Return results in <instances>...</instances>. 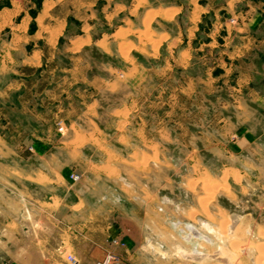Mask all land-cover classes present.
<instances>
[{"label":"crops","instance_id":"obj_1","mask_svg":"<svg viewBox=\"0 0 264 264\" xmlns=\"http://www.w3.org/2000/svg\"><path fill=\"white\" fill-rule=\"evenodd\" d=\"M135 50L159 60L161 93L167 83L154 135L144 101L142 110L112 106L101 120L100 96L149 70ZM163 138L185 141L196 173L186 186L207 176L245 187L246 175L264 170V0H0V264H67L66 254L96 264L119 241L125 264L152 207L172 203L160 189ZM203 149L224 159L217 180ZM147 155L159 159L149 162L159 168L152 183L122 173ZM235 215L230 235L245 219Z\"/></svg>","mask_w":264,"mask_h":264},{"label":"rangeland","instance_id":"obj_2","mask_svg":"<svg viewBox=\"0 0 264 264\" xmlns=\"http://www.w3.org/2000/svg\"><path fill=\"white\" fill-rule=\"evenodd\" d=\"M231 20L234 21L235 18L231 17ZM110 27L111 26H108V28ZM153 27L158 28L161 26L158 23H154ZM165 27L166 29H173L172 24H167ZM155 48L154 51L157 52V47L155 46ZM88 54L98 61L108 59L104 53L97 49H90ZM133 54L135 61L142 65L145 64L149 67V70L146 74L136 73L134 76H131L128 81L124 78L120 83V90H118V92L108 91L100 96L104 107L102 109L101 120L103 121L104 119L106 121L108 119L106 116V110L112 106H119L129 100L138 105V110H142L141 108H143L142 105L144 101V103H150L145 105L147 110L144 113L146 127L149 133L154 135L158 126L159 109L157 103H159L160 100H163L164 102L168 101L166 98L168 93L165 88L167 83L165 82V79H163L164 90L161 93L159 78L160 63L158 59H144L139 56L136 50ZM111 58L115 59L114 57ZM166 109L169 108H163V110ZM199 114H202V112L200 111ZM140 115L142 114L140 113ZM137 118L140 120L139 117H135V119ZM57 127L61 135L66 133L64 124L58 123ZM167 127L168 131L170 130L174 134L173 126L167 124ZM199 128L200 130L203 129L201 126H199ZM186 137L185 132H179V138L185 140L187 139ZM160 147L162 151L161 153L166 156V158L164 156L166 160H164L161 165L160 173L158 172L161 177L160 183L163 185L161 186L162 188H160L161 194L165 193L170 197L172 203L166 205L161 204V206L164 207V211L161 212H158L156 208L154 209V207H152L150 212V227L146 231L147 234H144L142 237V235L134 233L131 236L133 239L132 241L134 242L130 245V254L127 256L128 260L125 264H264V188H261L257 184L264 183V170L246 175V178L243 180V185L245 187H241L237 182L234 183L233 181L228 184L226 177V181L223 182L224 185H222V183L214 181L207 176H200L198 179L194 178L193 181L197 182H193V185L189 184L186 186L183 185L182 182L187 178L196 176V173H193L190 170V164H187L190 157H188L189 160L186 158V151H188V148L185 146V141L163 138ZM209 154L208 151L203 149L201 150V156L199 158L200 161H202V164L208 167L210 174L217 180L220 175L218 169L224 159L223 157ZM225 160L227 163L234 162V160L230 158H226ZM150 161L159 162L158 156L147 155L140 164H136L135 166L125 164L126 167L122 166L121 171L132 179L147 182L150 181V183H152L153 179L149 180V178L154 175V173L157 174L159 168H155L152 165L151 167L153 170L150 169ZM195 167H197V165ZM16 177L18 178L19 176L16 175ZM12 179H14V177H12ZM218 180L221 181L220 179ZM156 181H158L157 177ZM22 182L24 190L27 189V187L31 188L30 182L27 179L23 178ZM43 193L44 191H40V194ZM203 202L206 203V205ZM176 204H180L182 211H176ZM204 205L205 207H203ZM231 213L245 215L242 226H238L235 235H230L227 229ZM199 216L204 217L213 223L215 227L220 228L221 235L214 231L204 229L206 227L201 225V222L197 220V217ZM191 225L194 227L197 226L198 229L201 231L203 230V232L205 231L204 233L208 236L207 238L209 241L207 239H204L205 241L200 238L198 239L195 236V233V235H189V226ZM245 229L250 230L251 234H245ZM209 236H213V239ZM217 237L220 238V241ZM144 238H147L146 241H144ZM124 244L125 243L122 241H119V250H114L113 254L122 256V254H124V249L122 248L126 247ZM242 246H249V253L240 252V247ZM178 247L185 249L188 248L187 250L199 248V250H207L208 252H214L215 250L219 256H223V252L228 255L231 253V260L224 262L217 259L219 256L216 258L215 256H206L204 259L201 258V260H192L187 257L186 259L178 253ZM65 256H67V254ZM74 256L76 261L71 262L66 258L67 264L80 263L78 257L75 254Z\"/></svg>","mask_w":264,"mask_h":264},{"label":"bare ground","instance_id":"obj_3","mask_svg":"<svg viewBox=\"0 0 264 264\" xmlns=\"http://www.w3.org/2000/svg\"><path fill=\"white\" fill-rule=\"evenodd\" d=\"M203 201V200H202ZM204 201H205V199H204ZM206 201H207V199H206ZM204 203V202H203ZM201 204H202V202H201ZM205 205H206V203H204ZM205 205L203 206V207H205ZM238 219H239V215H235V216H231L230 217V224H229V227H228V231H229V233H232L233 232V230H234V228L236 227V224H237V222H238ZM176 223V222H175ZM201 223L203 224V226H205L206 227V229L207 230H211V231H214L215 233H219L220 235H221V231H220V229H218V228H216V227H213L212 225H210L206 220L204 221V222H202L201 221ZM177 224H178V222H177ZM175 226V225H174ZM180 226V225H179ZM187 226V225H186ZM190 227V234L189 235H191L192 236V234L193 235H195L198 239L200 238V239H207L208 240V236L203 232V230L201 231V230H199L198 228H197V226L196 227H194V226H189ZM188 227V228H189ZM180 229V228H179ZM188 231V230H187ZM186 231V232H187ZM223 231V230H222ZM183 232V231H182ZM181 233V232H180ZM179 233V234H180ZM189 233V232H188ZM195 233V234H194ZM181 234H183V233H181ZM210 234V233H209ZM183 235H185V234H183ZM183 235H181L182 237H184ZM186 235H188V234H186ZM212 235V234H211ZM215 235V234H214ZM222 235H224V234H222ZM209 237H211V236H209ZM215 237V236H214ZM221 237H224V236H221ZM225 237H227V236H225ZM191 238H193V237H191ZM212 239H213V236L211 237ZM218 238V237H217ZM228 238V237H227ZM185 239V238H184ZM220 238H218V240H219ZM233 239V238H232ZM187 241V240H186ZM189 241V240H188ZM196 241V240H195ZM205 241V240H204ZM209 241V240H208ZM207 241V242H208ZM220 241V240H219ZM222 241V240H221ZM227 241V240H226ZM233 241V240H232ZM190 242V241H189ZM194 244H196L195 242H193ZM209 243V242H208ZM207 243V244H208ZM214 243V242H213ZM216 243H217V240H216ZM219 243V242H218ZM220 243H222V242H220ZM223 243H224V241H223ZM228 243V242H227ZM234 243V242H233ZM189 244V243H188ZM199 244V243H198ZM197 244V245H198ZM225 244V243H224ZM235 244V243H234ZM193 245V244H192ZM209 245H210V243H209ZM211 245H212V243H211ZM218 245V244H217ZM228 245V244H227ZM216 246V245H215ZM236 246V245H235ZM250 246V245H249ZM249 246L248 247H246V246H242V247H240V252H246V249L248 250L249 249ZM252 247V246H251ZM257 247V246H256ZM259 247V246H258ZM179 248V250H178V253L180 254V255H182V256H184V258H190V259H200L201 260V258H203L204 259V257H208V256H210V257H214L215 256V258L216 257H218L219 255H217L218 253H216L215 252V250H214V252H208L207 250H199V248L198 249H196V248H193V249H189V250H187V249H185V248H182V247H178ZM190 248H192V247H190ZM220 248V247H219ZM218 248V249H219ZM231 249V248H230ZM237 249H238V247H237ZM221 250V249H220ZM222 250H224V249H222ZM225 251V250H224ZM220 252H222V251H220ZM235 252V251H234ZM221 255V254H220ZM231 253L228 255V254H224V252H223V256H219L217 259H219V260H221V261H224V262H228V260H231ZM181 256V257H182ZM186 258V259H187Z\"/></svg>","mask_w":264,"mask_h":264},{"label":"built area","instance_id":"obj_4","mask_svg":"<svg viewBox=\"0 0 264 264\" xmlns=\"http://www.w3.org/2000/svg\"><path fill=\"white\" fill-rule=\"evenodd\" d=\"M71 178L73 180H78L80 178V175L77 173H74L71 175ZM67 258L69 259V261L71 262H75L76 258L73 254H68ZM119 260L118 256L112 253L107 254L104 258L98 260L96 262V264H116L117 261Z\"/></svg>","mask_w":264,"mask_h":264},{"label":"flooded vegetation","instance_id":"obj_5","mask_svg":"<svg viewBox=\"0 0 264 264\" xmlns=\"http://www.w3.org/2000/svg\"><path fill=\"white\" fill-rule=\"evenodd\" d=\"M246 252H249V249L248 250L246 249ZM243 253H245V252H243Z\"/></svg>","mask_w":264,"mask_h":264}]
</instances>
